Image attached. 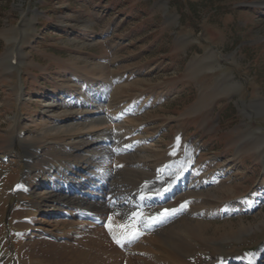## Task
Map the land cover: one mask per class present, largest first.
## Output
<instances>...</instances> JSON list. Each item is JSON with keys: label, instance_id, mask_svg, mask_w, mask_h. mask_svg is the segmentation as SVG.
<instances>
[{"label": "rangeland", "instance_id": "obj_1", "mask_svg": "<svg viewBox=\"0 0 264 264\" xmlns=\"http://www.w3.org/2000/svg\"><path fill=\"white\" fill-rule=\"evenodd\" d=\"M171 162L190 174L169 204L188 203L153 232V264L264 253V0H0V264L29 241L19 204L85 207L88 178L131 194Z\"/></svg>", "mask_w": 264, "mask_h": 264}, {"label": "bare ground", "instance_id": "obj_2", "mask_svg": "<svg viewBox=\"0 0 264 264\" xmlns=\"http://www.w3.org/2000/svg\"><path fill=\"white\" fill-rule=\"evenodd\" d=\"M15 124L17 125L18 122ZM82 125L85 127L83 123ZM71 127H74V125H71ZM71 127L68 126V129ZM190 156H192L191 153L188 154V157ZM108 158H105V163L110 166ZM171 166L177 167L178 165L172 163L166 168L165 174L159 177L160 179L149 182L147 186H143L141 183L139 187H136L134 189L135 195L131 202L127 201L129 194L127 196L123 193L116 196L113 194L108 199L106 197L107 192L104 193L105 195L102 193L104 195V200L102 201L86 202V210L92 212L99 219V224L93 223L88 219L78 218L77 212L81 208H75L71 212L63 206L57 208V210L54 207L45 208L42 215H40L30 210L31 205L29 201L24 205L19 204L12 213L18 219L16 225L19 226L21 235L29 240L25 245L20 264H124V262L126 264H153V260L151 259L153 258L152 251L154 252V250L151 249L150 245H155L159 240L154 233H147L145 230L140 231V237L130 242L124 240L121 246L117 245L113 239V235L117 239H122L125 229L120 226H125V224L121 220L123 216L121 213L128 207H132L135 212H141L140 217L134 216V220L142 221L141 223L145 227L153 224L157 226L162 221L157 218L155 220L147 218V212L154 210V203L146 201L144 206H142L141 202L136 200V197L142 190L156 192L160 189L161 185L166 184L172 179ZM173 167L171 168L172 170ZM179 169L181 170V168ZM187 170L186 164H184L183 169L172 181L171 188L177 184L179 186H177V190L183 189L188 179ZM64 199L70 198L65 196ZM113 201L115 203L110 208ZM66 210H68V214L67 216H63L62 214ZM53 212H56V214H49ZM28 217L30 219L26 220ZM162 243L161 246L164 248L165 244ZM163 259L165 260V258Z\"/></svg>", "mask_w": 264, "mask_h": 264}, {"label": "snow or ice", "instance_id": "obj_3", "mask_svg": "<svg viewBox=\"0 0 264 264\" xmlns=\"http://www.w3.org/2000/svg\"><path fill=\"white\" fill-rule=\"evenodd\" d=\"M187 203H188V202L186 201L185 204L182 205L181 207H182V208L185 207V206L187 205ZM171 211H172V212H175V211H177V210L173 209V210H171ZM133 215H136V214L134 213ZM161 215H164V214H161ZM120 227H122V228L125 229L122 239H117V237H116L115 235H113V239H114V240L116 241V243H118V244H122L124 240H127V241L130 242L131 240H134V239L138 238L139 235H141V233H140L139 231H135V230H133V231H128V227H133V226H120ZM110 230H111V229H110Z\"/></svg>", "mask_w": 264, "mask_h": 264}, {"label": "trees", "instance_id": "obj_4", "mask_svg": "<svg viewBox=\"0 0 264 264\" xmlns=\"http://www.w3.org/2000/svg\"><path fill=\"white\" fill-rule=\"evenodd\" d=\"M192 6V5H191Z\"/></svg>", "mask_w": 264, "mask_h": 264}]
</instances>
